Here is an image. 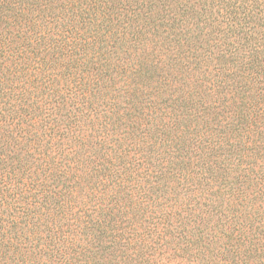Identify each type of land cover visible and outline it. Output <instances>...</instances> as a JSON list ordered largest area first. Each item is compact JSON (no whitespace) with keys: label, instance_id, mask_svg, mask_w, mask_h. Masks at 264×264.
<instances>
[{"label":"trees","instance_id":"obj_1","mask_svg":"<svg viewBox=\"0 0 264 264\" xmlns=\"http://www.w3.org/2000/svg\"><path fill=\"white\" fill-rule=\"evenodd\" d=\"M3 22L0 264H264V0Z\"/></svg>","mask_w":264,"mask_h":264},{"label":"rangeland","instance_id":"obj_2","mask_svg":"<svg viewBox=\"0 0 264 264\" xmlns=\"http://www.w3.org/2000/svg\"><path fill=\"white\" fill-rule=\"evenodd\" d=\"M4 25V22L2 23V25H0V28ZM5 30L7 31V27L5 28Z\"/></svg>","mask_w":264,"mask_h":264}]
</instances>
